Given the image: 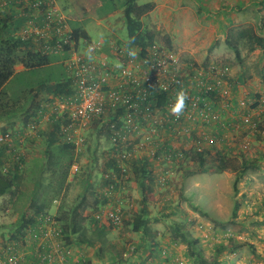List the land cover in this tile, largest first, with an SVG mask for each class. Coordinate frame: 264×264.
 I'll use <instances>...</instances> for the list:
<instances>
[{"label":"built area","instance_id":"1","mask_svg":"<svg viewBox=\"0 0 264 264\" xmlns=\"http://www.w3.org/2000/svg\"><path fill=\"white\" fill-rule=\"evenodd\" d=\"M70 20L58 0H0V26L6 24L14 37L44 55L65 56L61 64L71 80L73 94L58 99L67 109V123L60 128L64 142L73 144L78 155L91 125L106 121V134L113 146L108 157L117 161L120 174H105L107 184L100 194L115 204L95 213V222L120 226L125 205L133 207L131 199L118 196L127 190L131 175L128 162L146 161L155 185L166 188L171 185L175 169L184 166L191 155H225L228 142L234 151L249 148L248 140H237L235 135L258 132V124L264 119V93L236 102L238 123L225 122L220 92L224 86L234 84L227 64L182 61L177 53L156 45L141 57L128 45L113 44L108 59L104 55L108 45L102 40L94 43L74 39ZM180 92L187 98L177 115L172 109ZM162 97L164 102L160 104ZM225 106L229 107L230 101ZM46 108L47 117L56 122V105ZM38 125L30 119L20 129L0 133V147L7 157L3 173L23 168V148L27 138L37 133ZM79 169L80 165L74 163L70 176ZM27 237L36 245L34 257L39 264H83L70 259V246L55 214L38 215L23 243L0 239V264L27 261ZM160 254L165 257L167 251L161 250ZM175 264L185 261L176 260Z\"/></svg>","mask_w":264,"mask_h":264},{"label":"rangeland","instance_id":"2","mask_svg":"<svg viewBox=\"0 0 264 264\" xmlns=\"http://www.w3.org/2000/svg\"><path fill=\"white\" fill-rule=\"evenodd\" d=\"M58 1L62 9L69 15V18L71 16L70 19L73 22L80 24L86 34V39H82V41L95 43L102 40L108 45L104 52L108 59L111 58L110 45H126V32L121 9L102 14L98 9L91 8L90 5L88 9V5L84 0ZM142 2L144 0L137 1L139 5ZM192 5L190 17L195 19L198 31L190 28L188 34L177 29L174 17H170L169 22L165 24L164 15L151 12L142 18L144 26L156 33L155 45L177 53L182 61H193L200 64L224 63L232 70L239 68L242 72L254 73L256 70V64L252 61V58L256 55L254 50L249 51L244 43H240L241 61H238L224 42L226 36L224 33L229 30H225L227 26H224V31L220 33L221 30L217 29L215 19H202V16H197L194 3ZM182 15L180 19L187 18L186 14ZM239 26L235 24L230 29L242 28ZM64 58V55L53 57L49 69L40 70L36 73H21L23 67L21 65L16 66L15 72L19 74L15 75L5 88L11 96H16L25 88L34 86L37 82L47 78L50 73H52L51 78H54L55 73L67 78L68 76L61 64ZM53 104L54 101L45 102L44 106L49 105L51 107ZM35 117L30 119H35ZM2 123L0 133L3 129L11 131L22 127L21 116ZM95 123L91 125L86 134V142L82 148L83 152L77 157L80 172L74 177L68 178L70 181L69 188L62 199L63 209L66 211L73 209L78 203L83 190V181L87 175H91L94 184L99 183L98 174L102 172L105 154L110 147V143L105 133L99 135L98 130L101 125ZM50 125L51 120L43 119L40 128L38 127V138L34 141L29 140L32 136L27 138L26 146L23 148L25 160L22 171L25 180L14 196L5 195L0 202V217L2 218L0 224L6 227L0 232V238L4 241L13 235L16 230L14 224L20 220L21 216L25 213L29 215L32 213L29 204L31 198L35 196H33L32 190L45 151L44 142H42L39 135L47 133L51 127ZM235 137L237 140H248L249 148L246 151L239 152L234 151L229 144L230 142L227 143L229 146L226 144L227 149L224 154L231 159L232 168L230 170L215 173L209 165H205L201 172L185 177L183 176L184 172L181 173L183 169L193 171L198 169L197 165L186 163L182 168L175 169V175L170 180L171 185L169 187L155 189L156 200L150 205L149 214L152 217H157L162 223L161 225L155 223L152 226L157 231L159 239L157 245L152 247L153 252L160 247L159 244L171 242L170 235L173 228L179 226L183 231H187L191 237L207 234L211 248L209 250L206 248L205 251L210 255L215 253L217 247L225 246L229 241L226 236L231 235V243L233 245L239 243L241 247L234 252L222 251L219 258L220 264H264V160H259L264 155V132L258 131L252 135L237 133ZM2 148L0 147V151ZM242 159L258 161V167L247 170L235 183L236 173L232 169L236 168ZM6 160V155L0 154V161L3 163ZM126 188L127 194L123 193L124 196L127 199L134 200L137 205L140 194L132 175L128 178ZM95 191L97 192V188L94 185V194ZM182 195H193L192 201L217 218V221L212 222L200 216L198 212L193 211L188 207L187 202L181 199ZM235 202L240 204V208L237 217L232 219L231 215ZM60 203L61 201L52 202L48 213L56 215L55 210ZM130 211H133V208H125V215ZM112 231L114 240L123 238V236L127 238L122 241L123 252L130 257L136 255L137 261L140 262L141 246L135 238L137 234L131 233L130 229L124 226L123 223L118 227H114ZM109 234H112V232ZM128 235H131L132 238ZM242 244L244 245L242 246ZM178 245L180 244L178 243ZM185 264L187 263L185 262Z\"/></svg>","mask_w":264,"mask_h":264},{"label":"trees","instance_id":"3","mask_svg":"<svg viewBox=\"0 0 264 264\" xmlns=\"http://www.w3.org/2000/svg\"><path fill=\"white\" fill-rule=\"evenodd\" d=\"M84 1L88 5V9L90 5L91 8L98 9L102 14L121 9L123 11V22L126 32L125 43L129 47L138 50L141 57H145L148 50L155 46L156 33L145 27L142 21V18L153 10L154 5L152 3L139 5L137 3L138 0ZM201 11V9L197 10L198 13H201ZM70 24L76 41L86 39V34L79 23L70 20ZM225 35L224 42L234 53L238 61H241L239 49L241 42L248 47L249 51L259 49L261 52H264V37L257 33L256 27L248 26L240 29H229ZM53 57L55 56L42 54L37 49L29 47L20 38L14 37L6 24L0 26V122L11 121L21 116V126H23L31 117H35L36 114L45 111V102H52L55 99L73 94L72 83L69 77H61L60 75H56V73L54 78H51L52 73H50L47 78L37 82L34 86L25 88L18 93L19 95L16 94V96H11L5 88L14 76L19 74L15 72L16 66L21 65L23 67L21 73H36L40 70L49 69ZM261 80L263 81V79ZM256 96L258 97V95ZM163 102L164 99L162 97L160 104ZM56 118H58L56 122L53 119L51 120V127L47 133L39 135L42 142H44L45 151L42 164L38 167L37 178L34 181L32 193L35 196L32 197L31 195L32 198L29 204L32 213L30 215L25 213L21 216L20 220L14 224L16 227L15 232L5 242L14 240L23 243L27 232L34 226L37 216L50 214L48 213L50 204L54 201H61L60 205L58 204L56 207L55 219L61 227L66 244L68 246L82 245L87 247H96V244H100L101 247L97 253L99 257L103 255L106 234L113 232L112 230L115 227L105 222H95L92 218L95 213L115 204L113 199L102 198L100 194L107 184L104 180L105 174H120L117 161L108 157V154L113 151V146L109 141L110 147L105 154L103 169L98 174L99 183L94 184L91 175H87L83 181V190L78 203L73 209L66 211L63 209L62 199L69 188L70 181L68 178L71 177L70 168L74 163L79 164L77 157L83 150L76 155L74 153V145L65 143L60 135L61 126L67 123V113H64L63 116L58 115ZM98 123L101 125V128L98 130L99 135L106 134V121H98L95 124ZM258 131L264 132V119L258 124ZM2 132H5V129ZM107 139L109 140L108 136ZM0 152L1 155H6L4 148ZM24 160V157L20 159L22 165L24 164ZM259 160H264V155ZM186 163L195 164L198 166V169L196 171L186 170V168L183 171L180 170L181 173L184 172L183 176L185 177L201 172L205 165H209L210 169L215 173H223L232 168L231 159L222 153L207 154L206 156L202 154L191 155L188 157ZM258 163V161L242 159L241 163L232 169L236 173L235 183L247 170L256 169ZM3 164L4 162L0 161V198L8 194L14 196L25 180L23 168L21 170L10 168L8 172L3 173ZM182 167L180 166L179 168ZM127 171L132 175L140 197L137 203V210L130 211L127 215H124L122 223L130 229L131 233L144 236L149 248L152 249V247L157 245L156 239L158 238L157 231L152 226L158 223L159 219L149 214V207L155 200L154 191L157 186L155 185L154 177L148 171L146 161L142 163L136 161L128 162ZM94 185L97 188L95 194L93 192ZM192 197L193 195H182L181 199L186 201L188 207L198 212L200 216L216 222L217 218L195 204L191 199ZM110 201H113V203L110 204ZM239 208L240 204L235 202L231 215L232 219L237 217ZM86 209L91 210L92 214L90 217L84 216ZM103 225L107 228L103 229ZM5 228V225L0 224V232ZM228 239L229 241L225 246L216 248L214 256L206 258L198 246V240L191 237L187 231H183L179 226H175L170 235V243L176 245L179 243L185 246L186 257L192 264H220L219 256L222 251L229 250L234 252L241 247L239 243L233 245L231 243L232 238Z\"/></svg>","mask_w":264,"mask_h":264},{"label":"crops","instance_id":"4","mask_svg":"<svg viewBox=\"0 0 264 264\" xmlns=\"http://www.w3.org/2000/svg\"><path fill=\"white\" fill-rule=\"evenodd\" d=\"M146 3H152L154 5L153 10L151 11L152 13L165 16L164 24L169 22L168 19H170V17H174L176 19L175 24H177V29L186 34H188L187 32L190 28L198 31L196 29L195 19L190 17L192 14L190 8L193 6L192 3H194L196 7V15L202 16V19H215L217 29L221 30L220 33L224 31V26H227V28H225V30H227L234 27L235 24H238L240 25L239 27L242 28L248 26L256 27L257 33L264 37V0H144L141 5ZM198 9L202 10L201 13L197 12ZM182 14H186L187 18L180 19L183 16ZM254 53H256V55L252 58V61L256 64L255 72L248 74L245 71L242 72L239 68H236L237 70L231 69V81L234 84H231L232 86L230 87L224 86L221 89L220 110L222 112L223 120L229 124L238 123L239 109L236 107V102L264 93V52L255 49ZM261 79H263V81ZM228 101H230V106L226 107L225 105H228ZM55 105L56 116H58L60 112H66L67 109H64L65 106H63L62 103L60 104L56 99L54 100L53 106ZM48 112L49 110L45 109L43 113H38L35 117L36 122L39 124V128L40 124L43 123V119H47L48 121L52 120V117H47L49 114ZM1 126H3L2 122H0V127ZM37 138L38 131L35 135H32L29 140L34 141ZM156 189H160V187H156ZM118 196L125 197L122 193H118ZM1 200L2 197L0 198V202ZM132 202L133 211H136L138 206L134 200H132ZM111 203H113V201H110V204ZM123 203H125V201H123ZM125 208H128L127 205H125ZM85 215L90 217L91 210L86 209L84 212V216ZM1 220L2 218L0 217V221ZM161 223L162 222L159 220L158 225H161ZM164 224L167 226L166 222H164ZM105 228L107 227L103 225V229ZM113 234V232L112 234H106V243L102 256H97L99 248L101 247L100 244H96V247L71 245L70 259L73 261H81L83 264H114L115 262V264H175L176 260H184L187 264H192L186 257L184 245H176L167 242L162 245L159 244L160 247L153 252V249L149 248L145 237L137 234L135 235V238L141 246V253L139 255L141 261L139 262L136 259V255L130 257L123 252L122 241L127 238L123 236V238L114 240ZM130 236L131 235H128V237ZM208 237L207 234H204V236H202V234L195 237L193 236V238L198 240V246L203 251L206 258L214 256V253L213 255H210V253H206L207 251H205L206 248L208 250L211 248L209 243L210 239ZM156 240L159 241L158 238ZM26 242L27 244H25L24 248L26 252L30 253V255L27 258V261L23 264H39L34 257L36 245L33 239L27 237ZM161 250H166L167 256H161Z\"/></svg>","mask_w":264,"mask_h":264},{"label":"clouds","instance_id":"5","mask_svg":"<svg viewBox=\"0 0 264 264\" xmlns=\"http://www.w3.org/2000/svg\"><path fill=\"white\" fill-rule=\"evenodd\" d=\"M186 94L184 92H180L177 96L176 104L173 107V112H175L177 115L181 112V110L184 107V101L186 100Z\"/></svg>","mask_w":264,"mask_h":264}]
</instances>
